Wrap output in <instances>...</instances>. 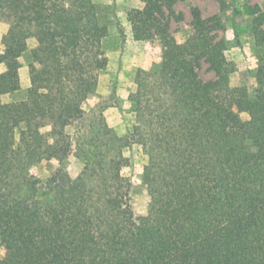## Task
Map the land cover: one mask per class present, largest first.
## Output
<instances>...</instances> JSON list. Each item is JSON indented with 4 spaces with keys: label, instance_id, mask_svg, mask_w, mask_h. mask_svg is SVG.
<instances>
[{
    "label": "trees",
    "instance_id": "16d2710c",
    "mask_svg": "<svg viewBox=\"0 0 264 264\" xmlns=\"http://www.w3.org/2000/svg\"><path fill=\"white\" fill-rule=\"evenodd\" d=\"M143 1L126 21L135 40L162 37L164 73L137 71L133 130L119 136L99 101L82 109L106 62L91 1L0 0V264H264V45L255 83L232 86L225 41L208 36L199 10L185 59L156 26L178 0ZM26 51L27 95L4 102ZM202 57L216 80L198 76ZM131 140L146 156L140 207L124 172ZM67 154L84 162L76 175L34 173Z\"/></svg>",
    "mask_w": 264,
    "mask_h": 264
},
{
    "label": "rangeland",
    "instance_id": "374dc122",
    "mask_svg": "<svg viewBox=\"0 0 264 264\" xmlns=\"http://www.w3.org/2000/svg\"><path fill=\"white\" fill-rule=\"evenodd\" d=\"M90 1L95 7L99 24L107 28L100 44L101 51L106 55V62L102 63L101 69L97 72V93L89 96L82 104V109L86 111L92 103L99 101L106 125L117 135L123 136L133 130L134 105L128 98L137 90V71L156 68L162 75L164 63L162 37L156 31L154 36L147 35L142 40H135L132 37L126 14L133 9L143 10L146 6L143 0ZM167 6L164 3L162 12H157L159 22L156 26L161 28L163 34L170 36L183 58H190L195 51L193 45L196 41L194 24L197 21L195 11L197 9L201 18L206 21L207 29L209 28L208 36L215 41H225L230 84L249 87L255 83L252 73L257 64L256 52L264 45V20L261 21L264 15V0H178ZM256 6H259L260 10L254 13L252 11ZM255 19H258L259 23ZM4 28L0 24V40ZM90 51L93 52V47ZM20 61L18 89L2 95L1 99L4 102L21 101L27 95L30 86L28 66L32 62L30 51L24 52L20 56ZM198 65L196 70L202 80L218 78L205 57L199 60ZM221 94L224 96V93L218 92L219 96ZM66 131L74 133V125L67 124ZM122 146L123 154L131 158L130 167L124 169V172L132 176L131 198L140 207L147 199L137 174L146 162V156L141 152L140 144L136 140H131L130 148L124 147V144ZM60 162L62 163L42 159L33 171L37 176L48 177L57 168L62 167L76 175L84 165L82 159L72 154H67Z\"/></svg>",
    "mask_w": 264,
    "mask_h": 264
}]
</instances>
